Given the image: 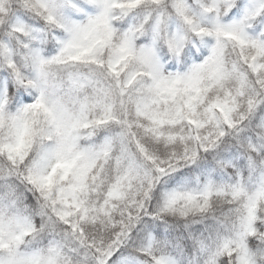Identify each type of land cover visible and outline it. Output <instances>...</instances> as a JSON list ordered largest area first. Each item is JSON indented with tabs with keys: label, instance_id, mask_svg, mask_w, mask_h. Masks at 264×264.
<instances>
[{
	"label": "snow or ice",
	"instance_id": "obj_1",
	"mask_svg": "<svg viewBox=\"0 0 264 264\" xmlns=\"http://www.w3.org/2000/svg\"><path fill=\"white\" fill-rule=\"evenodd\" d=\"M0 264H264V0H0Z\"/></svg>",
	"mask_w": 264,
	"mask_h": 264
}]
</instances>
